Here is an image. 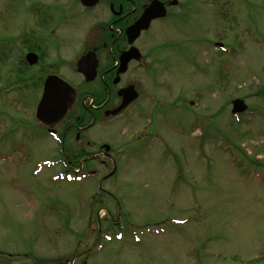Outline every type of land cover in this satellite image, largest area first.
I'll return each mask as SVG.
<instances>
[{"label": "rangeland", "instance_id": "rangeland-1", "mask_svg": "<svg viewBox=\"0 0 264 264\" xmlns=\"http://www.w3.org/2000/svg\"><path fill=\"white\" fill-rule=\"evenodd\" d=\"M184 6L143 38L153 77L138 78L134 110L83 131L91 146L66 137L70 159L76 146H111L116 171L99 190L112 163H85L94 177L68 172L63 145L20 110L39 100L40 68L85 86L75 62L105 15L72 0H0V88L22 70L0 95V264H264V0ZM30 46L39 60L22 67ZM235 98L251 111L238 121Z\"/></svg>", "mask_w": 264, "mask_h": 264}, {"label": "flooded vegetation", "instance_id": "flooded-vegetation-1", "mask_svg": "<svg viewBox=\"0 0 264 264\" xmlns=\"http://www.w3.org/2000/svg\"><path fill=\"white\" fill-rule=\"evenodd\" d=\"M72 1L79 4L83 9L93 10L99 7L105 15L98 22L97 27L101 38L96 43L89 44L87 50L84 52L94 51L96 55L95 77L91 81H84L85 86H83L82 92L75 87L76 96L71 108L74 109L77 106L78 113H74L77 115L68 122L67 126H64L60 135L62 143L66 144V133L74 132L75 143L85 142V145L90 146V139L81 140L80 136L84 133L83 131L90 130L115 117L108 114V111L118 107L122 102V97L118 95L119 90L132 85L139 93L137 100L140 97V91L138 90L140 80L138 78L143 79L150 74V67L148 66L146 57L148 56L149 58V55L152 54V47L151 45L149 46V40L143 41V38L146 37L145 34L155 24H159L168 17L179 16L186 8L184 6V0H156L155 4H162V10L164 9L166 15L163 18L152 20L148 29L142 31L140 36L132 43V46L139 51L140 57L136 60H130L127 70L124 73H120L122 69L120 57L131 47L126 38V30L140 18L142 12L154 0H96L91 6L87 7L84 4L92 0ZM31 51L35 52L34 50ZM131 72L135 77L132 78V82L126 80L127 75L131 74ZM54 74L58 75L57 72H54ZM131 106L132 104L127 108ZM102 145L94 151V154L101 155L102 158L110 159V155L113 153L112 149L110 148L109 151H105L101 148ZM83 150V146L80 145L76 146L72 152L75 157L85 159L87 155Z\"/></svg>", "mask_w": 264, "mask_h": 264}, {"label": "water", "instance_id": "water-1", "mask_svg": "<svg viewBox=\"0 0 264 264\" xmlns=\"http://www.w3.org/2000/svg\"><path fill=\"white\" fill-rule=\"evenodd\" d=\"M95 1L96 0H92L87 5H91ZM158 9L156 5H152L149 9L144 11L141 18L135 22L134 25L128 28L126 36L129 43H131L139 35L141 30L147 29L152 19L163 17L165 15L159 5ZM138 56V51L135 48H131L127 52L123 53L120 57L123 68L130 59H137ZM26 60L29 64H34L37 61V58L33 54H28L26 55ZM95 67L96 63L93 53H88L77 61V71L85 77L86 81L93 79L95 75ZM74 93V89L64 81L55 76L47 77L44 84L42 98L37 105L36 118L46 126L52 127L65 115L67 108L72 102ZM118 93L122 97V102L111 112L112 115L117 114L126 108L137 95L131 86L119 90ZM245 109L246 105L243 100L236 99L232 101L233 114L243 112ZM104 147L105 150L109 149L107 145Z\"/></svg>", "mask_w": 264, "mask_h": 264}, {"label": "trees", "instance_id": "trees-1", "mask_svg": "<svg viewBox=\"0 0 264 264\" xmlns=\"http://www.w3.org/2000/svg\"><path fill=\"white\" fill-rule=\"evenodd\" d=\"M31 47V46H30ZM19 64L22 66V67H27V65H26V63L24 62V59H23V57H20L19 58ZM16 72L18 73V74H20L21 72H22V70H21V68H18L17 70H16ZM20 79H18V80H16V81H14L12 84H17L18 82H20L19 81ZM258 96H260L261 98H263L264 97V92H261ZM262 112V111H261ZM251 113V111L250 110H248V113L246 114V115H248V114H250ZM245 115V116H246ZM239 116H235V117H233V118H238ZM248 130V129H247ZM251 131L250 130H248V132L247 133H243V134H241L240 132H238V135L241 137H243V136H246V135H248L249 133H250ZM230 145V144H229ZM233 148H236V146L234 145L233 147L232 146H228L227 148H226V151H228V152H230L231 153V157L233 156V155H235L232 151L234 150ZM239 148H237V151L239 152V154H237V155H241V150L239 151L238 150ZM231 150V151H230ZM244 155L245 156H247V154L246 153H244ZM242 156V155H241ZM245 159H247L248 160V158H246V157H244ZM232 161H233V164H234V167L236 166V165H238V163H240V162H242L243 160L242 159H238V157H236V155H235V157H234V159H233V157H232ZM248 162H249V164L250 165H254V162L253 161H251V160H248ZM244 163V162H243ZM258 167H260V168H263L264 169V161L263 162H261V164H257V163H255ZM240 172H241V174H244L245 172H246V169H244V168H242L241 170H240Z\"/></svg>", "mask_w": 264, "mask_h": 264}]
</instances>
